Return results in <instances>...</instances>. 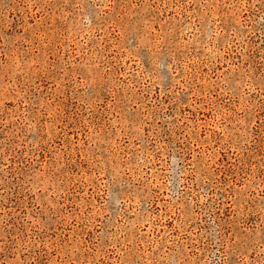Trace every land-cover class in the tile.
I'll list each match as a JSON object with an SVG mask.
<instances>
[{
	"label": "rangeland",
	"instance_id": "obj_1",
	"mask_svg": "<svg viewBox=\"0 0 264 264\" xmlns=\"http://www.w3.org/2000/svg\"><path fill=\"white\" fill-rule=\"evenodd\" d=\"M0 264H264V0H0Z\"/></svg>",
	"mask_w": 264,
	"mask_h": 264
}]
</instances>
